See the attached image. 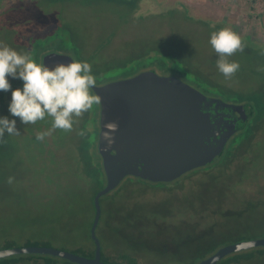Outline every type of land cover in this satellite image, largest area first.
Masks as SVG:
<instances>
[{
    "label": "rangeland",
    "instance_id": "374dc122",
    "mask_svg": "<svg viewBox=\"0 0 264 264\" xmlns=\"http://www.w3.org/2000/svg\"><path fill=\"white\" fill-rule=\"evenodd\" d=\"M14 1L0 0V46L30 51L38 63L50 52L85 60L95 85L153 69L160 75H176L208 96L227 103H252L256 110H264V0H142L133 9L109 1ZM204 20L228 22L243 39L242 49L228 57L239 63L229 78L217 70V54L208 42L220 26ZM9 80L13 89L22 86L19 79ZM10 99L11 89L0 91V116L9 115ZM87 113L100 121V101ZM9 118L16 119L19 134L0 144V240L13 237L15 246L39 241V246L72 252L91 250L94 194L106 182L94 181L83 190L69 170L70 137L56 134L54 142L50 137L47 143L33 140L24 131L32 123ZM259 129L228 168L222 162L224 169L212 171L213 178L194 174L182 192L163 182L145 188L139 184L143 182L125 178L119 190L101 199L96 234L103 250L114 256L129 252L147 264L175 263L177 258L163 241L172 243L181 237L185 221L196 225L195 232L208 230V237L263 238L264 121ZM45 161L51 179L42 170ZM227 209L242 211L225 216L221 210ZM15 217L29 221L28 225L10 227ZM34 218L47 222L34 224ZM194 246L184 247L180 257L191 259ZM52 258L54 262L47 263L44 258L26 257L17 264H71ZM234 264H264V254Z\"/></svg>",
    "mask_w": 264,
    "mask_h": 264
},
{
    "label": "water",
    "instance_id": "95a60500",
    "mask_svg": "<svg viewBox=\"0 0 264 264\" xmlns=\"http://www.w3.org/2000/svg\"><path fill=\"white\" fill-rule=\"evenodd\" d=\"M70 59L73 57L68 54L50 52L42 63L52 67ZM92 89L101 104L98 151L106 174V185L94 197L95 256L26 245L0 248V258L41 253L77 264H109L102 260L101 242L96 234L101 198L128 176L171 182L212 164L221 157L229 140L246 127L253 111L249 103H227L203 94L176 75H160L153 69L106 85H94ZM109 124H115V129L109 128ZM259 246H264V237L229 243L197 264H217L231 253Z\"/></svg>",
    "mask_w": 264,
    "mask_h": 264
},
{
    "label": "trees",
    "instance_id": "16d2710c",
    "mask_svg": "<svg viewBox=\"0 0 264 264\" xmlns=\"http://www.w3.org/2000/svg\"><path fill=\"white\" fill-rule=\"evenodd\" d=\"M17 1V0H15ZM14 1V2H15ZM28 1V0H27ZM42 1V0H39ZM66 1V0H65ZM93 2L98 1H109L113 2L116 4H121V5H128L131 9L136 8L135 5H138V3L142 0H91ZM135 3V5H134ZM205 23H208L209 20H204ZM60 23V21H58ZM214 21H209V23H212ZM216 25H219L220 28L223 27H228V22L219 20L214 22ZM235 32L237 30L235 28H232ZM61 31V28L59 27L56 31L55 34L59 35ZM238 33V32H237ZM239 34V33H238ZM241 37V36H240ZM241 37V41H242ZM146 71V70H145ZM143 72V71H141ZM139 72V73H141ZM138 73V74H139ZM137 75V74H136ZM135 76V75H134ZM90 92H92L93 95H95L93 89H90ZM253 98V96H252ZM251 106L253 111H252V116L246 125V127L241 130L238 134L234 135L230 145L227 146L225 152L221 155V157L213 162L212 164L196 168L194 170H191L181 176L180 178L171 181V182H163L165 185L171 189V190H177L183 191L184 187L186 186V180L191 178L194 174H201V175H206L210 178H213L211 175L212 171L215 172V169L217 167H220L224 169V166H221L222 162L224 163L227 168L231 165V162L233 159L236 157L240 156L246 149V146L243 148V144L245 142L252 143L254 140V137L257 136V133L259 132V126L263 123L264 121V110H256L254 105L251 103ZM81 119V123L79 125V120ZM73 121L76 122L74 124V127H76V130L72 132L70 130H63V129H52V118L47 116V119L45 121L39 122L37 121L36 124L32 123L30 126H25V134L26 137L28 138H33L37 139L36 136L38 133L41 132H48L49 134L44 137V140L47 143L48 137L52 139L51 142L55 141L56 134H59L63 137H70L71 141L68 142V144L72 145V154H71V159L69 163V170H71L70 173H74L75 177L78 180V186L81 187L83 190H86L88 187H91V184L96 181V182H106V174L103 168V162H102V157L98 151V138H99V120L98 118H89V115L87 111L83 112L80 116L78 117H73ZM73 122V123H74ZM15 137V134L13 135H8L7 133L4 134L3 138H0V144H5L6 142H11L8 141L7 139H11ZM17 138V137H15ZM77 139V140H76ZM14 140V138H13ZM12 140V141H13ZM92 151V152H91ZM233 157V158H232ZM232 158V159H231ZM228 160V161H227ZM49 167L46 163V161L42 164V170L49 176L51 179L52 173L48 171ZM126 178H133L134 180H139L143 183H139L145 188H148L150 186H158L159 182H151L148 180H144L135 176H128ZM46 176H45V182L47 183L48 180L46 181ZM74 179V178H73ZM125 180V179H124ZM123 180V181H124ZM122 181V183H123ZM121 183V184H122ZM207 183V182H206ZM120 184V185H121ZM147 184V185H146ZM192 184V182H191ZM119 185V186H120ZM118 186V187H119ZM117 187V188H118ZM191 187V186H190ZM116 188V189H117ZM119 190V188L117 189ZM92 194V192H90ZM97 192L94 194L96 195ZM108 195V194H107ZM105 195V196H107ZM103 198V197H102ZM101 198V199H102ZM94 209L95 206L93 205ZM221 211H226L224 213L225 216H228L232 214L233 212H239L242 210H233V209H227V210H221ZM240 213V212H239ZM29 221H24L22 217H15L10 219V223L8 224L10 227H20V226H27ZM34 224H40V223H46L47 220L39 219V218H34ZM184 225V233L181 235V237H178L176 239H172L174 242H169V240L163 241L164 245H168V250H170L173 253V257L177 258L175 259V263L172 264H197L199 261L202 259L210 256L212 253H214L218 248L229 244V243H234L237 241H241L244 239L243 236H237V235H229V236H224V235H218L214 237H208L207 233L208 230H200L197 229L201 232H195V228L193 226V223L186 222L183 224ZM98 227V226H97ZM93 238V237H92ZM169 239V237H167ZM94 242V247L92 246L90 249L91 250H85L83 248L76 249L75 253L88 256V257H94L95 252H96V243L93 239ZM39 241L34 243V242H29L26 245H39ZM195 244V252H193L191 255V259H188L187 261L184 260V258L180 257V251L184 249V247ZM9 247H15V240L14 238H9L5 237L4 240H0V248H9ZM94 248V249H93ZM264 254V246H259V247H254L246 250H242L239 252L231 253L224 257L221 261H219L217 264H234L238 263L243 259H252L256 255H263ZM37 255V256H36ZM50 254H41V253H24V254H15L11 255L8 257H3L0 258V264H17L19 262H22L23 260L26 259V257H38V258H44L47 263H53L54 260L52 256H49ZM49 256V257H48ZM59 257V256H55ZM101 257L102 260L106 263L109 264H147L145 262H141L138 260V258L133 255L132 253L129 252H124L122 254H118V256H114L106 251L103 250L102 244H101ZM62 258V257H60ZM65 259V258H63ZM40 259H38L39 261ZM67 262L71 264H77L74 262L69 261L68 259H65Z\"/></svg>",
    "mask_w": 264,
    "mask_h": 264
},
{
    "label": "clouds",
    "instance_id": "9594fccd",
    "mask_svg": "<svg viewBox=\"0 0 264 264\" xmlns=\"http://www.w3.org/2000/svg\"><path fill=\"white\" fill-rule=\"evenodd\" d=\"M208 42L217 54V70L229 78L239 69V63L228 57L242 49L240 35L226 26L212 32ZM9 77L21 80L22 86L13 89ZM95 83L91 65L85 60L70 59L49 67L38 63L30 51L0 46V91L11 89L9 115L0 116V138L5 133L19 134L16 119L9 117H19L22 124H30L49 116L52 129L70 130L73 117L99 103V97L90 93ZM108 127L115 129L116 125ZM48 134L41 132L36 138L42 140ZM8 182H12L11 177Z\"/></svg>",
    "mask_w": 264,
    "mask_h": 264
},
{
    "label": "flooded vegetation",
    "instance_id": "af4514ba",
    "mask_svg": "<svg viewBox=\"0 0 264 264\" xmlns=\"http://www.w3.org/2000/svg\"><path fill=\"white\" fill-rule=\"evenodd\" d=\"M149 70V69H148ZM146 100L143 101V103H145Z\"/></svg>",
    "mask_w": 264,
    "mask_h": 264
}]
</instances>
